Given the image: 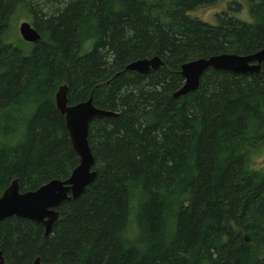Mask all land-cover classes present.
<instances>
[{"label":"trees","instance_id":"obj_1","mask_svg":"<svg viewBox=\"0 0 264 264\" xmlns=\"http://www.w3.org/2000/svg\"><path fill=\"white\" fill-rule=\"evenodd\" d=\"M215 1L0 0V195L14 178L34 190L79 163L60 85L70 104L93 94L116 112L91 123L97 177L59 206L48 236L28 219L0 221L4 264H264V165L252 164L264 148V63L258 74L210 68L173 96L184 62L264 45V0H251L253 22L192 15ZM19 12L40 40L10 41ZM153 56L165 66L126 70Z\"/></svg>","mask_w":264,"mask_h":264},{"label":"water","instance_id":"obj_2","mask_svg":"<svg viewBox=\"0 0 264 264\" xmlns=\"http://www.w3.org/2000/svg\"><path fill=\"white\" fill-rule=\"evenodd\" d=\"M20 34L25 41L40 40V32L29 22L20 24ZM264 63V46L250 54L220 53L208 57H198L184 62L180 73L184 78L183 85L173 93L174 97L186 96L196 91L201 78L208 69L232 72L234 74H258ZM165 66L159 56L132 61L126 70L148 75ZM69 86L62 84L55 93L58 111L65 119L66 129L79 163L66 179L54 178L34 190L22 191L19 178H14L0 195V221L16 216L42 224L48 236L59 221L60 205L79 198L97 177L95 156L89 143V128L97 118L116 115V112L100 108L94 104L93 94L87 100L77 104L69 103ZM246 241L251 238L245 234ZM5 258L0 249V264ZM33 264H42V257L36 256Z\"/></svg>","mask_w":264,"mask_h":264},{"label":"rangeland","instance_id":"obj_3","mask_svg":"<svg viewBox=\"0 0 264 264\" xmlns=\"http://www.w3.org/2000/svg\"><path fill=\"white\" fill-rule=\"evenodd\" d=\"M230 11L231 15L248 22H253L254 18L251 13V0H216L213 4L203 6L192 12L193 16H197L203 21L211 24L218 22L217 14L223 11ZM24 21H30L24 12H19L11 21L10 41H17L20 37V24ZM21 117H27L33 112L32 105L20 106ZM255 167L264 165V148H262L252 159Z\"/></svg>","mask_w":264,"mask_h":264},{"label":"flooded vegetation","instance_id":"obj_4","mask_svg":"<svg viewBox=\"0 0 264 264\" xmlns=\"http://www.w3.org/2000/svg\"><path fill=\"white\" fill-rule=\"evenodd\" d=\"M225 11H227V10H225ZM225 11H223V12H225ZM220 13H222V12H220ZM220 13H218V14H220ZM217 14V15H218ZM20 37L22 38V36H21V34H20ZM23 39V38H22ZM29 43H32L33 44V42H29ZM264 46V45H263ZM258 51V50H257ZM256 52V51H255ZM254 53V52H253ZM263 65V64H262Z\"/></svg>","mask_w":264,"mask_h":264}]
</instances>
